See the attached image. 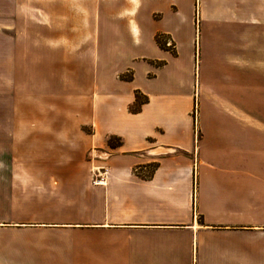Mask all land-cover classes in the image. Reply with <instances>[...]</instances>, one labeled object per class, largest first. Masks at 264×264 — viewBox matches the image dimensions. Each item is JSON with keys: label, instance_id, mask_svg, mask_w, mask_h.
<instances>
[{"label": "crops", "instance_id": "1", "mask_svg": "<svg viewBox=\"0 0 264 264\" xmlns=\"http://www.w3.org/2000/svg\"><path fill=\"white\" fill-rule=\"evenodd\" d=\"M30 1L4 0L0 26V264H264V176L245 146L198 138L200 82L156 96L134 84L154 58L108 75L92 64L97 23L118 9L138 47L181 36L189 15L195 36H264V0Z\"/></svg>", "mask_w": 264, "mask_h": 264}, {"label": "rangeland", "instance_id": "2", "mask_svg": "<svg viewBox=\"0 0 264 264\" xmlns=\"http://www.w3.org/2000/svg\"><path fill=\"white\" fill-rule=\"evenodd\" d=\"M3 2L0 0L1 29L4 20L10 17L4 14ZM108 2L116 5L119 0ZM31 4L34 6V2ZM191 17L189 15L188 23L182 26L181 36H155V45L151 36H144L143 43L137 47L131 38L132 26L119 24V9L107 17L102 15L96 26L97 57L92 64L108 75L127 66L136 67L133 59L137 57L154 58L149 62L154 66L151 72L155 77L149 79L144 66L139 63L134 84L156 96L162 93L179 97L188 95L197 80L201 84V103H195L192 115L194 129L199 131L198 138H201L202 129H211L206 134L211 135V139L206 137L204 144L245 146L247 149L242 151V156L251 161L253 175L264 176V36H195ZM119 36H125L128 49L123 55H119ZM132 74L133 71H128L120 79L128 81ZM2 80L3 72H0V85ZM8 91H11L9 100L13 97V90ZM208 100L222 102L208 104ZM3 104V88L0 86V106ZM136 108L137 105H133L130 110ZM212 116L217 117V121ZM118 140L114 137L112 141L116 144Z\"/></svg>", "mask_w": 264, "mask_h": 264}, {"label": "trees", "instance_id": "3", "mask_svg": "<svg viewBox=\"0 0 264 264\" xmlns=\"http://www.w3.org/2000/svg\"><path fill=\"white\" fill-rule=\"evenodd\" d=\"M163 65V64H161ZM133 80V75H131L128 79V81H132ZM136 96V101H135V104L134 105H137V108L135 110H131V112H139L142 105H144L145 103H147V98L142 96V94L140 92H136L135 94ZM132 108V107H131ZM114 137H110V139L108 140V145L109 147L111 148H116L119 146V140L116 144H114V141L113 140Z\"/></svg>", "mask_w": 264, "mask_h": 264}, {"label": "built area", "instance_id": "4", "mask_svg": "<svg viewBox=\"0 0 264 264\" xmlns=\"http://www.w3.org/2000/svg\"><path fill=\"white\" fill-rule=\"evenodd\" d=\"M107 178V169L105 167H95L92 171V183L95 186L105 185Z\"/></svg>", "mask_w": 264, "mask_h": 264}]
</instances>
